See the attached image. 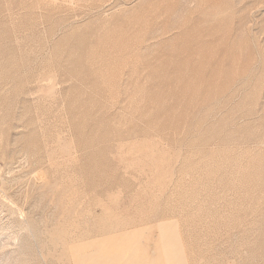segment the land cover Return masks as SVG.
<instances>
[{
	"label": "rangeland",
	"instance_id": "1",
	"mask_svg": "<svg viewBox=\"0 0 264 264\" xmlns=\"http://www.w3.org/2000/svg\"><path fill=\"white\" fill-rule=\"evenodd\" d=\"M94 248L264 264V0H0V264Z\"/></svg>",
	"mask_w": 264,
	"mask_h": 264
},
{
	"label": "bare ground",
	"instance_id": "2",
	"mask_svg": "<svg viewBox=\"0 0 264 264\" xmlns=\"http://www.w3.org/2000/svg\"><path fill=\"white\" fill-rule=\"evenodd\" d=\"M37 1H39V0H37ZM75 3V2H74ZM8 7V6H7ZM42 175H44L43 173H42ZM41 175V176H42ZM43 178V177H42ZM44 180V179H43ZM50 187V186H49ZM55 187V186H54ZM11 189V188H10ZM48 189V188H47ZM45 192H46V190H45ZM49 193V192H48ZM53 194V193H52ZM14 195V194H13ZM8 197V196H7ZM9 198V197H8ZM26 228V227H25ZM58 230V229H57ZM49 231V230H48ZM59 231V230H58ZM56 234H59V232H57ZM50 237V236H49ZM51 238V237H50ZM55 238H57V237H55ZM56 240H58V239H56ZM50 241H52V239L51 240H49V242ZM57 244V243H56ZM53 245V244H52ZM53 247V246H52ZM89 247V246H88ZM77 248V247H76ZM85 249L87 248V246L86 247H84ZM54 249V248H53ZM75 249V248H74ZM73 249V250H74ZM78 249H79V247H78ZM90 249V248H89ZM95 249V248H94ZM93 249V250H94ZM50 250V249H49ZM49 250H48V252H49ZM82 250V249H81ZM52 250H50V252H51ZM83 251V250H82ZM81 251V252H82ZM85 251V250H84ZM88 251V250H87ZM79 253H80V251H78ZM77 252V253H78ZM86 252V251H85ZM84 253V252H83ZM48 254V253H47ZM91 253H89V255H90ZM94 255H96V257L95 258H93L92 260H91V256H90V259H89V256H87L86 255V253H84V254H82L81 255V258H82V261H81V264H108V262H114V264H133L134 263V259H131V258H129L130 257V255H129V257H126L125 258V256H124V253H120V254H118V255H114V254H108L106 251H104L103 249H101V254H99V251H97V249H95L94 250V253H93ZM57 255V254H56ZM132 255H134V254H132ZM78 256H79V254H78ZM133 258H135V257H133ZM65 260V259H64ZM141 264H160L159 262H156V260H146V261H144V262H142Z\"/></svg>",
	"mask_w": 264,
	"mask_h": 264
}]
</instances>
